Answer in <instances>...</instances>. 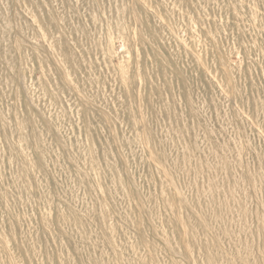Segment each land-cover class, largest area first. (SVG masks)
<instances>
[{
	"label": "rangeland",
	"instance_id": "rangeland-1",
	"mask_svg": "<svg viewBox=\"0 0 264 264\" xmlns=\"http://www.w3.org/2000/svg\"><path fill=\"white\" fill-rule=\"evenodd\" d=\"M0 264H264V0H0Z\"/></svg>",
	"mask_w": 264,
	"mask_h": 264
}]
</instances>
